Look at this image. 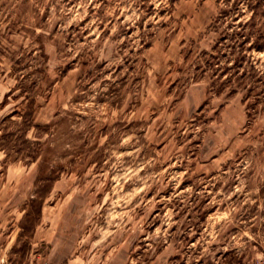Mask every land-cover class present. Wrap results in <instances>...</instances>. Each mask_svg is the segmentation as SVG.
Wrapping results in <instances>:
<instances>
[{
  "label": "rangeland",
  "instance_id": "rangeland-1",
  "mask_svg": "<svg viewBox=\"0 0 264 264\" xmlns=\"http://www.w3.org/2000/svg\"><path fill=\"white\" fill-rule=\"evenodd\" d=\"M257 38L264 0H0V264H264Z\"/></svg>",
  "mask_w": 264,
  "mask_h": 264
},
{
  "label": "trees",
  "instance_id": "trees-1",
  "mask_svg": "<svg viewBox=\"0 0 264 264\" xmlns=\"http://www.w3.org/2000/svg\"><path fill=\"white\" fill-rule=\"evenodd\" d=\"M257 37H259V36H257ZM219 38H220V40L219 41H217V43L215 44V46H214V48H217V46H219V43L222 41V40H224L225 39V36H223L222 34H221V36H219ZM258 39V38H257ZM251 48H255V49H257V50H263L264 49V41H259V39L258 40H255L254 42H252L251 44ZM203 55H205V57H207V58H204V62H205V65L206 66H211V67H213V69L214 70H217L216 69V67H218V64H219V56H218V54H213L212 52H209V51H203ZM236 60H237V58H235L234 59V62H233V65H237L236 64ZM215 74H217V73H215ZM228 79H229V77H228ZM227 79V80H228ZM21 88V91L24 93L26 90L24 89V88H22V86H19V82H18V84H16L15 86H14V88H12L11 90H10V93H12V92H14L15 90H17V89H20ZM18 95H21V93L19 92V94H14V96L16 97V96H18ZM26 99H27V104L25 105V110H24V112H23V114H22V118H23V124H24V127L22 128V133H21V135H20V133H18V135H16V138L13 140V136H14V132H4V133H2L1 135H0V148L1 149H12V147L13 148H15L16 146H15V144H16V141H18L19 139H21V141L24 143V142H27V143H32V141H30L28 138H26V130H27V127L29 126V125H32V121L30 120V117L32 116V112H33V110H34V104H35V98H31V97H25ZM13 112H16V110H12V113ZM10 116H12L11 114H9V116H4V117H2V119L0 120V126L1 125H3L4 123H6L7 121H9L10 123H14V124H16V125H18L17 124V122L15 121V120H13L12 118H10ZM29 119V120H28ZM22 124V125H23ZM3 126H1V128H2ZM34 144H39V142H33ZM39 147V146H38ZM16 150L17 151H20L21 150V148L19 147V148H16ZM36 151H37V153L35 154V155H31L30 154V158H31V160L32 161H36L37 160V158H38V155H39V148L38 149H36ZM41 175V174H40ZM42 176L44 177V180H49L50 179V177L47 175V176H44L43 174H42ZM38 179H41V176L40 177H38ZM44 195V194H43ZM41 198H42V195L40 194L39 195ZM33 202H37V199H33L32 200ZM42 202H43V200H40L39 202H38V204H39V211H40V209H41V206H42Z\"/></svg>",
  "mask_w": 264,
  "mask_h": 264
}]
</instances>
